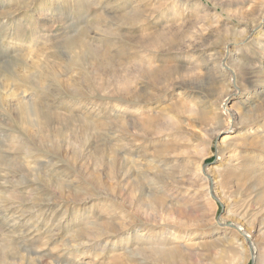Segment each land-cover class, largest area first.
Segmentation results:
<instances>
[{"label":"rangeland","instance_id":"1","mask_svg":"<svg viewBox=\"0 0 264 264\" xmlns=\"http://www.w3.org/2000/svg\"><path fill=\"white\" fill-rule=\"evenodd\" d=\"M260 167L264 0H0V264H255Z\"/></svg>","mask_w":264,"mask_h":264},{"label":"bare ground","instance_id":"2","mask_svg":"<svg viewBox=\"0 0 264 264\" xmlns=\"http://www.w3.org/2000/svg\"><path fill=\"white\" fill-rule=\"evenodd\" d=\"M260 23L261 22L259 21V22L255 23V24H253L249 28V32L251 33L252 31H254V29ZM76 40H78V39H76ZM79 42H81V41H79ZM83 45L86 46V47H89L88 43H86V42H84ZM159 72H160V70H152V71H147L146 74L152 80H155L157 78V75L159 74ZM25 91H26L25 89L22 90V94L20 95L21 96V100L28 101L27 95H23ZM34 108L32 110L36 111V109H34ZM225 114L229 118H233L234 119V117H235L234 111H231V110H228V109H227V111L225 110ZM156 118H157L156 116L148 117L147 118L148 122L145 123V126L150 128L151 125H149V123L150 122L151 123L155 122ZM153 128L154 127L149 129L150 130V134H152V135H153V131H152ZM146 133H148V132H146ZM147 137H148V135H147ZM162 158H161V160H162ZM262 168L263 167H260V170H264V168L263 169ZM153 173H156L155 175H157L159 172H157V170H154ZM260 174L263 175L264 171H262ZM161 189H162V186H161ZM158 194L159 193H155V192L152 193L151 189L149 190V195L152 196L150 204L152 206H154V207H159V206L161 207V205H160L161 204V200L158 197L159 196ZM166 194L168 195V193H166ZM136 200H138V198ZM161 209H162V211H164L165 215L168 218L169 217H171V218L175 217V219H177L176 224L173 226L174 228H172V229L171 228H167V230H165L164 232L160 233L161 235H164L163 237H164V240H166V241L165 242L163 241V243H160V244H158L155 247H151V248L148 247L149 249L146 248L147 250H145V252H144V257L140 258V261L138 263H140V264H185V260L188 259L190 257V254H192L194 252H193V249H188L187 247H185L184 244L181 243V241H180L181 239H183V238L194 239V238H198V237L205 238V239H206V237H209L210 239H213V240H209V239L208 240L207 239L206 240H204V239L200 240L199 241L200 242L199 245H201L202 247H204V245H207V243H205L204 241H211L212 242L215 239H217V238H214L215 233H216L214 231V229H212L211 231H208V232L199 231L200 230V228H199L200 226L198 225V219H196V217L193 218V216L191 214H187V213L186 214H181L179 211H176V210L173 211L171 209L170 205H165ZM245 212L246 211H244L242 213V215H240V217L245 216ZM157 216L158 215L155 212L154 219H156ZM240 217H239V219H240ZM226 223H228V222H226ZM188 224L191 225V228L187 227ZM142 230H144V228ZM232 235L234 236V234H232ZM222 236H223L222 238L227 237L225 232L222 234ZM233 236H229V237L233 238ZM135 237H137V239L140 240L142 235L141 234H136ZM160 239L162 240V238H160ZM221 239H219V240H221ZM259 245L260 244L256 243L254 245L255 249H253V247H252L250 249V251H251V254L254 256L255 264H264V248H260ZM121 248L126 250L128 248V246L126 244V245L122 246ZM259 250H260V252H258ZM253 252H255V255H254ZM119 263L125 264V263H123L121 261Z\"/></svg>","mask_w":264,"mask_h":264}]
</instances>
